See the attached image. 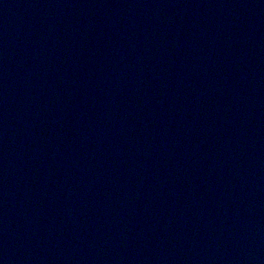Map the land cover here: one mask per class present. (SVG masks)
I'll return each mask as SVG.
<instances>
[{
	"label": "water",
	"instance_id": "95a60500",
	"mask_svg": "<svg viewBox=\"0 0 264 264\" xmlns=\"http://www.w3.org/2000/svg\"><path fill=\"white\" fill-rule=\"evenodd\" d=\"M0 264H264V0H0Z\"/></svg>",
	"mask_w": 264,
	"mask_h": 264
}]
</instances>
